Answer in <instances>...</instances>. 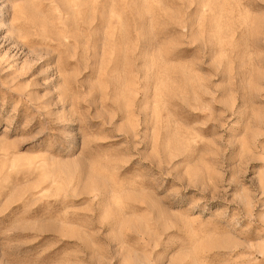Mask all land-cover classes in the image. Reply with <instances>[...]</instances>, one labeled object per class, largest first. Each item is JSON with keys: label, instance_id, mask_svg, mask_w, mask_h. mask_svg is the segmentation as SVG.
I'll return each mask as SVG.
<instances>
[{"label": "rangeland", "instance_id": "obj_1", "mask_svg": "<svg viewBox=\"0 0 264 264\" xmlns=\"http://www.w3.org/2000/svg\"><path fill=\"white\" fill-rule=\"evenodd\" d=\"M0 264H264V0H0Z\"/></svg>", "mask_w": 264, "mask_h": 264}]
</instances>
